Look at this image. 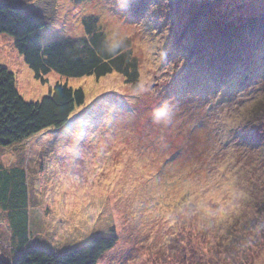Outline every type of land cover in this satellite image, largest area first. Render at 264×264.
Masks as SVG:
<instances>
[{
	"label": "rangeland",
	"instance_id": "obj_1",
	"mask_svg": "<svg viewBox=\"0 0 264 264\" xmlns=\"http://www.w3.org/2000/svg\"><path fill=\"white\" fill-rule=\"evenodd\" d=\"M6 1L42 20L40 45L83 36L95 16L137 61L135 85L117 72L42 83L0 34L26 101L57 82L85 97L63 127L0 148L3 169L25 170L32 244L62 253L113 235L96 264H264V44L251 37L264 0H205L231 25L223 34L188 10L195 0ZM246 19L258 28L231 42Z\"/></svg>",
	"mask_w": 264,
	"mask_h": 264
},
{
	"label": "trees",
	"instance_id": "obj_2",
	"mask_svg": "<svg viewBox=\"0 0 264 264\" xmlns=\"http://www.w3.org/2000/svg\"><path fill=\"white\" fill-rule=\"evenodd\" d=\"M204 1L188 2V10L196 9L195 16H200L201 23L206 16H210L213 26H218L217 30L223 34L224 28L231 25L222 19L213 2ZM82 23L83 36L61 38L40 45L42 20L23 6L0 0V34H7L13 39L15 50L32 70L35 79L44 83L45 76L51 71L65 77H101L117 72L135 85L137 61L127 44L109 43L95 16L82 19ZM250 27L253 30L258 28L257 23L249 19L238 22L237 26L227 30L229 40L250 39L249 35L241 34ZM260 36L264 44V29L262 34L257 31L251 34L255 38ZM251 70L253 66H247L246 71ZM84 99L82 89L57 82L40 100L26 101L16 88L14 73L0 64V148L27 139L47 128L63 127L75 108L84 103ZM254 138L257 139L256 136ZM0 205L7 220V225L0 223V230L5 235L0 236L3 241L0 243V264H96L103 252L115 242L113 235L90 236L78 246L62 253L34 246L29 239L27 178L25 170L19 166L9 169L0 166ZM2 243L10 247L6 248Z\"/></svg>",
	"mask_w": 264,
	"mask_h": 264
},
{
	"label": "water",
	"instance_id": "obj_3",
	"mask_svg": "<svg viewBox=\"0 0 264 264\" xmlns=\"http://www.w3.org/2000/svg\"><path fill=\"white\" fill-rule=\"evenodd\" d=\"M213 1H219V0H213Z\"/></svg>",
	"mask_w": 264,
	"mask_h": 264
},
{
	"label": "crops",
	"instance_id": "obj_4",
	"mask_svg": "<svg viewBox=\"0 0 264 264\" xmlns=\"http://www.w3.org/2000/svg\"><path fill=\"white\" fill-rule=\"evenodd\" d=\"M2 209V208H1Z\"/></svg>",
	"mask_w": 264,
	"mask_h": 264
}]
</instances>
